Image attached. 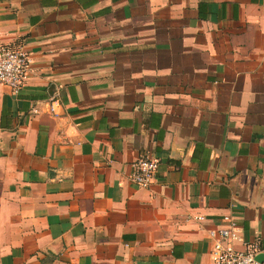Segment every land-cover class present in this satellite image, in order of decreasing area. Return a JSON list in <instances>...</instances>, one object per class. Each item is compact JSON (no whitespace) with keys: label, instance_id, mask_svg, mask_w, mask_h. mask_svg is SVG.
<instances>
[{"label":"crops","instance_id":"0c3cea01","mask_svg":"<svg viewBox=\"0 0 264 264\" xmlns=\"http://www.w3.org/2000/svg\"><path fill=\"white\" fill-rule=\"evenodd\" d=\"M0 38V264H211L225 215L264 264V0H0Z\"/></svg>","mask_w":264,"mask_h":264},{"label":"built area","instance_id":"2783aa9c","mask_svg":"<svg viewBox=\"0 0 264 264\" xmlns=\"http://www.w3.org/2000/svg\"><path fill=\"white\" fill-rule=\"evenodd\" d=\"M31 59L21 42L9 44L0 38V85L16 94L23 86L30 72ZM52 111V108L49 107ZM158 160L147 155L138 157L131 163L130 181L140 187L148 188L155 182ZM194 221L204 220L201 216ZM223 226L210 229L207 237L211 241L209 258L211 264H258L255 260L257 246L245 242L240 226L229 216L221 217Z\"/></svg>","mask_w":264,"mask_h":264}]
</instances>
